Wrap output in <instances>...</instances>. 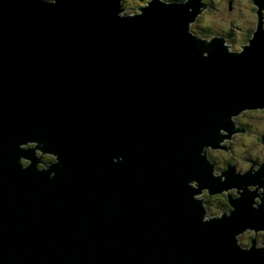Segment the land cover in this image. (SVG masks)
Instances as JSON below:
<instances>
[{
	"label": "water",
	"instance_id": "1",
	"mask_svg": "<svg viewBox=\"0 0 264 264\" xmlns=\"http://www.w3.org/2000/svg\"><path fill=\"white\" fill-rule=\"evenodd\" d=\"M188 7L153 0L119 18V0H0V264H264L234 246L259 229L252 195L202 223L187 185L228 187L200 146L231 132L229 114L264 106V14L243 55L214 39L204 58ZM30 139L59 155L54 180L18 148Z\"/></svg>",
	"mask_w": 264,
	"mask_h": 264
},
{
	"label": "clouds",
	"instance_id": "2",
	"mask_svg": "<svg viewBox=\"0 0 264 264\" xmlns=\"http://www.w3.org/2000/svg\"><path fill=\"white\" fill-rule=\"evenodd\" d=\"M47 4H56L57 0H44ZM158 3L171 6L188 5L187 11L193 13L195 9L192 3H198L200 8L195 11L194 18L189 19L186 23V32L193 39L202 42L204 47L201 49L202 56L207 58L210 51L206 47L211 44L214 39L222 41V47L226 49L227 54L240 56L245 52L246 47L250 46L251 39L247 38L249 28L254 29V33L260 26V16L264 13L258 0H157ZM153 0H144L138 7V10L129 12L123 0H119L121 10L117 13L119 18H134L143 15L142 9L148 8ZM241 114H247L251 118L248 121H241ZM225 123H231L233 131L229 135L226 127H220L217 133V142L219 146L212 144H204L200 146L199 155L204 157L211 164V175L219 178L221 183L227 181L224 173L229 166H234V174L243 176L249 171L252 175L261 171L264 166V142L258 141L257 136L264 138V106L244 107L238 112L229 114ZM244 125H247L245 127ZM243 129V130H240ZM219 137H224L220 139ZM264 140V139H262ZM46 147H50L47 140L30 139L26 142L18 144L21 151L34 150L37 162L35 169L38 172H48V179L54 180L57 176L56 170L52 167L59 164V155L53 151H44ZM54 154V162L45 159L46 155ZM123 157H113V162L122 161ZM230 163L226 166V162ZM255 161L256 163H253ZM22 169L32 166L31 158L21 155L18 160ZM264 179V177H261ZM188 187L197 190L192 194V198L201 202L203 215L202 223H208L213 220H222L225 215L231 216L235 210L232 204L231 209L218 207L217 202L213 200L211 205L208 201L209 188L201 187L200 182L196 179L187 181ZM249 192H256L253 197L251 207L259 209L264 204V186L258 183H250L246 185ZM245 191L244 187H227L219 191L221 195L220 203H225L223 197H231L233 199L241 198ZM234 246L243 252H248L255 247L256 250L264 251V228L256 229L253 227H244L242 230L234 234ZM253 240L255 244L253 245Z\"/></svg>",
	"mask_w": 264,
	"mask_h": 264
},
{
	"label": "flooded vegetation",
	"instance_id": "3",
	"mask_svg": "<svg viewBox=\"0 0 264 264\" xmlns=\"http://www.w3.org/2000/svg\"><path fill=\"white\" fill-rule=\"evenodd\" d=\"M124 2H125V0H124ZM142 3H143V2H142ZM142 3H141V4H142ZM124 4H125V3H124ZM139 6H140V3H139L138 6L134 7L131 11L129 10V12H133V11L138 10V7H139ZM251 33H252V31L250 32V34H251ZM249 37H250V36H247V38H249ZM244 126L247 127V125H244ZM233 130H234V129H233V126H232V128H231V132H232ZM242 130H243V129H242ZM231 132H229V135L231 134ZM222 138H224V137H222ZM257 140H258V141H261V137H260V136H257ZM218 146H219V145H218ZM46 157H48V158H46ZM46 157H45V159L48 160L49 162H51V161L54 160V157H53L52 155H50V154L46 155ZM229 163H230V161L226 162V166H227ZM253 163H256V162L253 161ZM210 165H211V164H210ZM211 167H213V166L211 165ZM228 170L231 171L233 175H236V174H234V171H235L234 166H231V165H230L229 168H228ZM228 170H227V171H228ZM227 171L224 173V175H226ZM250 173H251V171H250ZM256 174H261V176H257V178H254L255 180H254V179H253V180H250V181L247 182L246 184H240L239 182H235V181H226L225 184H227L228 187H232V186H236V187H244V188H245V191H247L249 194L252 195V196H251V199H250V202H249V204L252 205L251 203L253 202V197H254L255 195H257V193H256V192H249V191L247 190L246 185H247V184H250V183H258V184H260L261 186H264V179H261L262 176L264 177V166H262L261 171L258 172V173H256ZM221 195H222V194H221L220 192H218V193H213V194H210V193H209V195H208V201H209V204L211 205V202H212L213 200H215V201L217 202L218 207L226 208V209H231V208H232V204H231V202H232L233 200H235V199H233V198H231V197H223V200L225 201V203H220ZM256 212H258V213L260 214V216H261V222H259V223H255L254 225H255L256 227H259V229H260V228H264V204H261L260 208L257 209ZM226 215H227V214H226ZM253 243L255 244V240H253Z\"/></svg>",
	"mask_w": 264,
	"mask_h": 264
},
{
	"label": "rangeland",
	"instance_id": "4",
	"mask_svg": "<svg viewBox=\"0 0 264 264\" xmlns=\"http://www.w3.org/2000/svg\"><path fill=\"white\" fill-rule=\"evenodd\" d=\"M142 2H144V0H125V7H126V9L129 11H131L134 7H136V6H138L139 5V3L141 4ZM264 14V13H263ZM254 29H252V28H249V30H248V33H247V36H250L251 34H250V32L251 31H253ZM251 117L249 116V115H247V114H241V116H240V120L243 122V121H248L249 119H250ZM240 130H242V129H240ZM46 158H48V157H46Z\"/></svg>",
	"mask_w": 264,
	"mask_h": 264
}]
</instances>
